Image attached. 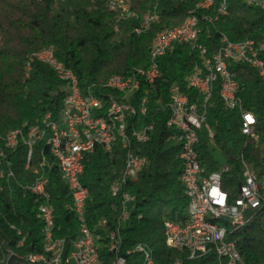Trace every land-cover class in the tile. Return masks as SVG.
<instances>
[{
	"label": "trees",
	"instance_id": "trees-1",
	"mask_svg": "<svg viewBox=\"0 0 264 264\" xmlns=\"http://www.w3.org/2000/svg\"><path fill=\"white\" fill-rule=\"evenodd\" d=\"M109 1L93 0L92 7L75 9L73 22L67 23L63 14L54 12L53 0H0V169L13 174L0 184V264H28L25 260L28 255L43 253V226L38 217V204L30 195H24L28 194L24 187L34 179L32 172L24 169L25 146L18 144L16 148H7L1 138L9 130L25 131L40 124L47 114L56 121L62 108L64 87L46 65L36 61L30 64L26 77L28 57L52 48L56 59L74 73L81 89L92 88L98 95L106 93L104 84L110 77L129 76L136 69L146 68L154 35L183 24L190 9L188 3L173 0H120L136 20H120L119 32L115 33L112 26L118 14L108 11ZM226 9V14L216 20H212L211 11L195 14L199 34L194 47L172 45L159 61V81L149 88V106L154 109L150 113L155 112L154 128L150 141L138 145V154L144 162L136 182L122 186V192L133 195L135 202L129 224L121 230L119 249L141 246L151 255L154 264H219V258L212 253L191 260L169 249L163 238L166 221L186 222L188 202L178 180L181 171L178 147L167 141L170 135L165 126L167 114L157 113L153 104L160 99L167 105L168 91L173 85L191 101H197L196 93L186 85L187 76L200 67L205 58L215 55L223 37L234 44L245 40L257 44L264 42L263 11L241 0H226ZM152 12L158 15L157 21L144 34H134L138 21ZM198 47L205 49V56L200 54ZM227 67L237 83L240 108L227 109L215 91L208 112L216 125L213 143L229 167V172L222 177V188L231 201L242 181L243 164L258 179L264 177V96L255 70L234 62H229ZM240 110L254 116V137L241 134ZM206 141L201 137L196 149L203 176L220 169ZM41 148L35 147L33 164L39 159ZM114 151L111 156L96 148L87 155L80 176V183L88 190L87 226L95 234L114 231L120 211L119 202L110 198L109 188L121 175L125 158L119 148ZM45 175L54 239L64 240L65 246L70 248L78 233L70 194L56 167L45 168ZM243 219L241 227L224 222L227 239L235 243L242 264H264V203L247 211ZM102 220L106 225L100 228L98 224ZM21 237L24 240L18 245ZM101 237V242H106V235ZM98 252L101 260L99 245ZM109 254L103 243L102 255ZM139 261V255L135 254L127 258L126 264ZM111 262L112 256L104 257V264Z\"/></svg>",
	"mask_w": 264,
	"mask_h": 264
},
{
	"label": "built area",
	"instance_id": "built-area-1",
	"mask_svg": "<svg viewBox=\"0 0 264 264\" xmlns=\"http://www.w3.org/2000/svg\"><path fill=\"white\" fill-rule=\"evenodd\" d=\"M55 1V0H54ZM66 1V0H62ZM176 3H188L191 9V19H189L188 27L184 32V39L177 41V44H188L194 47L195 41L199 34V28L196 24V13L199 11H211L213 16L212 20H216L220 16L226 14V3L223 0H173ZM247 5H256L261 11L264 12V2L261 0H241ZM108 11L118 14V17L112 26L113 32L118 33V22L124 20V14L129 11V7H120V0H110L108 2ZM158 15L154 12L148 13V16H143L133 29L136 35L144 34L146 26L149 22H156ZM133 20H136L133 19ZM211 21V19H209ZM163 32V35L157 37L156 45V68L153 74L147 76V86L137 85L134 101L130 104L139 105V126L143 120H148L143 115V103L146 101V91L160 79V66L159 61L166 55L169 49V40L173 39V33ZM229 41L223 37L220 40V47L215 53V61L202 62L200 67H196L186 79V85L196 93L197 101H191L187 95L181 92L178 86L173 87L172 96H168L169 110L160 111V106L153 104L157 108V113L166 112L167 117L165 126L170 130V135L167 139L168 142L174 143L178 147V160L181 163V171L178 180L184 190L187 198V220L184 223L166 221L163 226L164 238L170 242L172 251H183L188 248L189 241H196L197 251L196 256H191V260L201 258V249H207L209 233L217 234V244L220 246V259L219 264H232L240 263L241 259L236 250L235 243L227 239V229L224 222L227 221L231 226L241 227V222L244 221V215L247 211L253 210V207H258L259 201H264V177L258 179L257 176L245 164L241 174V184L236 190V196L233 200L229 201L226 191L222 188V177L229 172V167L225 164L219 171L210 173L208 176H203L198 161L197 142L194 137V129H201V133L205 134V139L213 142L214 132L206 124L209 112H202V104H210V100L215 91L224 106L229 110L240 108L237 94V83L232 74L228 70L227 64L229 62L245 64L249 68L257 72L262 86V93L264 96V42L261 46H254L253 40H245L243 44V52H235V49H225V42ZM202 56H205V49L197 48ZM252 50L260 51V59H252ZM38 61L41 65L46 63H54L59 65V72L53 73L57 80L63 84L65 99L68 101L69 106H77L80 108V118H73L69 114L70 131L68 135H64L66 141V148H64V155L62 158V167L70 169V176L66 177L72 181V192L77 197V215L75 220L78 225V233L76 238V246L67 245L64 247L62 256H57L60 259V264H91L93 262H102L104 264V257L114 256L115 264H120V261H127V258L132 255H139L140 261L136 264H144L143 254L146 252L138 251V245L128 251H119V242L122 228V222L129 219L126 212L128 201H124L122 196V184L120 186L110 187V198L119 202V215L117 217L114 231L104 234H89L86 229V216L85 208L82 205L83 191L80 189L77 182L78 170H81V164H78L76 159V151H71V141L76 137L84 136L85 128H77V120L82 119L84 116V105L87 103H98L101 100V95L106 93H99L97 102H78L77 89L74 81V73L60 64L56 59L55 54L48 52L42 60ZM120 88V82L115 86V89ZM130 104L126 106L117 105V110L114 114L122 121V130L125 132L124 123H127V113L130 109ZM211 108V104H210ZM240 130L244 136L254 137V126L256 124L254 116L243 110L239 111ZM250 118V119H249ZM87 124H99V129L105 131V123L103 117H100V112L95 113V120ZM61 121H56V126H47V130H52V144L54 130H59ZM86 127V126H85ZM154 127L151 121V129ZM151 131V130H150ZM136 137V149L138 145L148 143L147 134H139ZM26 138V137H25ZM41 137H38V140ZM92 142H98V139H92ZM88 144H86L87 146ZM9 146H15V138H10ZM50 146V147H51ZM26 163L32 155L33 144H26ZM79 150H85L80 148ZM2 151V149H1ZM106 153L107 148H106ZM141 161H131L128 156V149L126 150V175L125 181L135 183L138 174L143 165ZM9 164L7 163V166ZM26 166V165H25ZM47 184L42 187H32L33 202L39 204V211L43 214L42 233H44V240H50L53 236V217H48V213H44V204H48L49 194L46 191ZM194 190H201L202 200L194 199ZM114 208L113 204L111 206ZM134 209V207H133ZM98 226H104L103 220L100 221ZM101 235H108V242H101ZM92 239H99V249L101 250V260H94L92 253L89 252V244ZM114 243V250L109 255H102V244ZM45 251H50V248H43ZM33 264H51V261L37 262L32 260Z\"/></svg>",
	"mask_w": 264,
	"mask_h": 264
},
{
	"label": "bare ground",
	"instance_id": "bare-ground-1",
	"mask_svg": "<svg viewBox=\"0 0 264 264\" xmlns=\"http://www.w3.org/2000/svg\"><path fill=\"white\" fill-rule=\"evenodd\" d=\"M226 3V0H223ZM264 2V0H261ZM256 6V5H253ZM120 7H127L123 4ZM144 16H148V13ZM124 18L133 20L135 16L131 14L129 11H126L124 14ZM206 18V17H204ZM189 19H191V9L188 10V17L184 21L183 24L177 27L169 28L163 31L157 32L151 40L149 47V64L144 69H136L129 76H120L114 75L110 77L106 83L104 84V90L106 94L101 95V100L98 103H87L84 105V116L82 119L77 120V128H85L83 137H76L71 141V151H76V159L78 164H81V170H78L77 173V182L80 189L83 191L82 195V205L84 208L86 207V202L88 199V190L80 183V176L83 173L84 163L86 161V157L88 154H91L96 148H100L104 153L107 152L109 155L114 154V150L119 148L120 151L124 152V169L121 175L113 181L110 187L120 186V183H123L122 186H125L131 181H125L126 175V150L128 149V156L131 161H141V157L139 156V152L136 149V137L139 134H147L148 132L153 131L151 129V121L154 120V113H150L154 111V109H150L149 106V91H146V101L143 103V115L148 118V120H143L139 126V105L130 104L134 101L135 93L137 85L139 86H147V76H150L154 73L156 68V45H157V37L163 35V32H171V30H176L173 33V39L169 40V49L172 45L177 44V41H181L184 39L185 29L188 27ZM153 22H149L146 26L145 31H147L150 25ZM196 24L198 25V19L196 17ZM144 31V32H145ZM254 42V41H253ZM254 46H261V43H255ZM225 49H235V52H243V44H234L229 41L225 42ZM50 52L54 54V50L52 48L42 49L39 52L28 57V62L26 66V77L28 76V72L30 71V64L33 62L32 60H42L46 54ZM259 50H252V59H260ZM206 61H215V55L212 58H206ZM38 62V61H36ZM62 64L61 62H59ZM46 66L53 72H59V65L54 63H46ZM74 81L77 89V100L78 102H85L89 100V102H97L99 99V95L94 92L92 88L81 89L78 85V80L74 75ZM120 82V88L115 89V86ZM176 86V85H173ZM173 87L171 86L168 91V96H172ZM130 104L129 112L127 113V123H124L125 132H121L122 130V121L114 114V111L117 110V105L126 106ZM156 106H160V111L169 110V100L167 105H163L161 100L158 99L154 103ZM151 105V104H150ZM208 108H210V104H202V112H208ZM100 112V117H103V122L105 123L106 136L105 131L99 129V124H87L91 123L95 120V113ZM69 114L73 116V118H80V108L77 106H69L68 101L65 99V94L62 100V108L60 110V114L56 121H61V125L59 130H54L53 143L52 144V130H47V126H56V121H52L50 119L49 114H47L40 124L34 125L25 131L22 130H9L4 134L1 138L2 143L7 148H16L18 144H22L26 147V144H33L32 155L28 159L26 163V155H25V164L24 169L30 170L33 174L34 179L30 182V184L24 187V190L28 194H32V187H42L48 183V180L45 175V168H54L56 167L58 171L62 175V179L66 184L68 189V193L70 194L71 200V209L73 211V215H77V197L72 192V181L69 180L68 176H70V169L62 167V158L61 155H64V148H66V141L64 140V135H68L70 131V121ZM86 126V127H85ZM151 130V131H150ZM26 137V138H25ZM38 137H41L38 140ZM194 137H196L197 144L200 141L201 137L205 138V134L201 133V129H194ZM10 138H15V146H9ZM98 139V142H92V139ZM214 138V135H213ZM150 141V137H148V142ZM86 144H88L86 146ZM146 144V143H143ZM142 145V144H141ZM42 147L39 151V159L35 164L32 163L35 147ZM51 146V147H50ZM85 150H79L80 148H84ZM45 149L46 153L45 154ZM26 165V166H25ZM13 177L11 171L7 174L0 169V184L1 181L7 178ZM122 196H124V201H128V205L135 202V197L133 195H129L127 192H122ZM194 199L202 200V192L201 190H194ZM264 201H259L258 207H253V209H257L261 207ZM67 206V205H66ZM69 208L68 206L66 207ZM38 217L43 222V214L39 211V204L37 206ZM44 213H48V217H52V211L48 204H44ZM104 226L106 225V221H104ZM242 224V222H241ZM86 229L89 234H95L92 230L89 229L86 222ZM113 231H106L105 233H110ZM17 235L20 236V233L17 232ZM43 237V248H50V251H45L43 249L42 254L37 255H28L25 260L28 264H33L32 260H37V262H45L51 261V264H60V259H56L57 256H62L64 252L65 242L64 240H56L54 238L50 240H44V233H42ZM77 238V237H76ZM164 238V232H163ZM102 239V237H101ZM24 240V237L18 242V245H21ZM165 240V238H164ZM166 241V240H165ZM106 242H108V235H106ZM122 240L120 238L119 248L121 246ZM169 249H171L170 242H167ZM99 239H92L89 244V252L92 253L94 260H100L99 252H98ZM71 246H76V239L72 242ZM133 249V248H132ZM106 250L110 253L114 250V243H106ZM130 249H125L123 251H128ZM120 251V249H119ZM138 251L146 252L143 254L144 264H154L151 255L144 250L141 246H138ZM197 244L196 241H189L188 248H184L183 251H176L178 253L185 254L188 258L191 259V256H196ZM212 253L220 259V246L217 244V234L209 233L208 236V246L207 249H201V257ZM91 264H102L101 262H93ZM111 264H115L114 256H112ZM120 264H126V261H120ZM174 264H181V262H176ZM232 264H240V263H232Z\"/></svg>",
	"mask_w": 264,
	"mask_h": 264
},
{
	"label": "rangeland",
	"instance_id": "rangeland-1",
	"mask_svg": "<svg viewBox=\"0 0 264 264\" xmlns=\"http://www.w3.org/2000/svg\"><path fill=\"white\" fill-rule=\"evenodd\" d=\"M92 1L93 0H66V1L55 0L54 1V12L63 14L67 23H72L73 22V11L77 8L92 7ZM206 124L213 132H215L216 125L211 117L207 116ZM206 142H207L208 149L212 152L214 160L217 162L220 168H223L225 166L224 156L222 155L220 150L216 148L213 142H211L210 140H207ZM133 206L134 205L132 204L126 207V212L128 216H130V213L133 210ZM128 224H129V220H125L124 222H122V228L126 229Z\"/></svg>",
	"mask_w": 264,
	"mask_h": 264
},
{
	"label": "crops",
	"instance_id": "crops-1",
	"mask_svg": "<svg viewBox=\"0 0 264 264\" xmlns=\"http://www.w3.org/2000/svg\"><path fill=\"white\" fill-rule=\"evenodd\" d=\"M123 5V3H122V1H120V6H122Z\"/></svg>",
	"mask_w": 264,
	"mask_h": 264
},
{
	"label": "snow or ice",
	"instance_id": "snow-or-ice-1",
	"mask_svg": "<svg viewBox=\"0 0 264 264\" xmlns=\"http://www.w3.org/2000/svg\"><path fill=\"white\" fill-rule=\"evenodd\" d=\"M250 119V118H249Z\"/></svg>",
	"mask_w": 264,
	"mask_h": 264
}]
</instances>
